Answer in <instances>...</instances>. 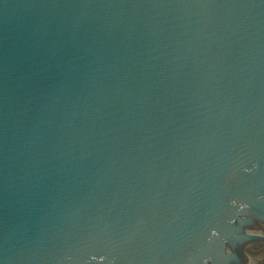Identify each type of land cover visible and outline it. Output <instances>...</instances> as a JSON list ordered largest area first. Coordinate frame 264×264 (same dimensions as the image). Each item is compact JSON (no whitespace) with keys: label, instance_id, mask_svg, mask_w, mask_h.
<instances>
[{"label":"water","instance_id":"95a60500","mask_svg":"<svg viewBox=\"0 0 264 264\" xmlns=\"http://www.w3.org/2000/svg\"><path fill=\"white\" fill-rule=\"evenodd\" d=\"M0 264H264V0H0Z\"/></svg>","mask_w":264,"mask_h":264}]
</instances>
